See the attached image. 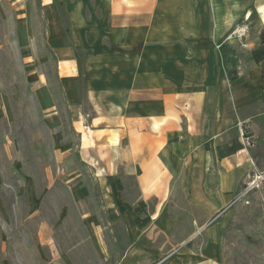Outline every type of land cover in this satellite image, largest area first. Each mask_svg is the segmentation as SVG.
Masks as SVG:
<instances>
[{
	"label": "crops",
	"instance_id": "obj_1",
	"mask_svg": "<svg viewBox=\"0 0 264 264\" xmlns=\"http://www.w3.org/2000/svg\"><path fill=\"white\" fill-rule=\"evenodd\" d=\"M39 3L46 28L42 46L23 48L26 80L57 146L69 118L78 160L124 229L120 263L152 260L191 238L199 250L170 249L171 264L220 260L226 212L251 160L246 112L264 98V41L246 32L256 0ZM75 191L80 199L87 190Z\"/></svg>",
	"mask_w": 264,
	"mask_h": 264
},
{
	"label": "rangeland",
	"instance_id": "obj_2",
	"mask_svg": "<svg viewBox=\"0 0 264 264\" xmlns=\"http://www.w3.org/2000/svg\"><path fill=\"white\" fill-rule=\"evenodd\" d=\"M258 2L250 7L246 25L251 39L264 38L258 33L263 22ZM43 17L39 0H0V264H121L124 229L111 220L93 170L78 160L69 118H62L57 146L50 139L54 126L26 80L22 51L42 46ZM52 89L57 93L54 79ZM246 113L254 116L243 132L251 160L226 212L229 222L236 205L240 220L225 235L227 222L217 243L220 260L208 264H264V98ZM125 183L135 190V182ZM76 187L87 190L85 196L72 197ZM177 247L163 245L159 258L143 264H171L170 249L178 256L187 248L198 251L201 244L191 238Z\"/></svg>",
	"mask_w": 264,
	"mask_h": 264
},
{
	"label": "trees",
	"instance_id": "obj_3",
	"mask_svg": "<svg viewBox=\"0 0 264 264\" xmlns=\"http://www.w3.org/2000/svg\"><path fill=\"white\" fill-rule=\"evenodd\" d=\"M261 40L264 41V38L262 37ZM228 76H229V79L230 80H234L236 78V72H235V70H233V69L229 70ZM237 213H238V207L236 208V205H235L234 210H233V215L230 218V220H229V222H228V224H227V226H226V228L224 230V234L225 235L230 232L229 230L231 228L237 229L236 226H235V224L240 220V219H236V216H234ZM258 215H261L260 212L258 213ZM143 263H144V261H140L138 264H143ZM226 263H228V262H226Z\"/></svg>",
	"mask_w": 264,
	"mask_h": 264
}]
</instances>
